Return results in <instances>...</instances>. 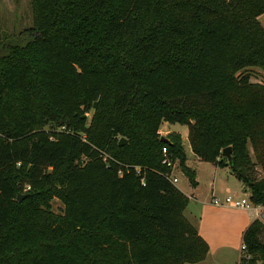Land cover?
Segmentation results:
<instances>
[{"label":"trees","instance_id":"1","mask_svg":"<svg viewBox=\"0 0 264 264\" xmlns=\"http://www.w3.org/2000/svg\"><path fill=\"white\" fill-rule=\"evenodd\" d=\"M31 4L35 36L0 55V264L203 262L162 149L192 188L196 172L159 129L186 126L192 154L264 206V80L245 72L264 70V0ZM263 233L247 228L241 264L264 263Z\"/></svg>","mask_w":264,"mask_h":264},{"label":"rangeland","instance_id":"2","mask_svg":"<svg viewBox=\"0 0 264 264\" xmlns=\"http://www.w3.org/2000/svg\"><path fill=\"white\" fill-rule=\"evenodd\" d=\"M261 26L264 28V15L257 18ZM33 25V14L31 0H0V55L5 54L7 47L11 44H24L35 36L32 32ZM245 72L251 74V82L254 84H260L264 80V70L259 68L247 69ZM251 72V73H250ZM88 120L91 117V113L88 114ZM169 130L171 133H175L181 136L182 144L187 155V164L191 169L196 171V182L198 183V191L207 193L211 188L213 182L212 175V164L200 162L190 152V147L187 139V127L179 124L162 123L159 132H165ZM248 150L251 161L254 165L253 176L256 179H260L263 176V170L256 163L254 154L251 149V145L248 144ZM172 172H176L175 176L178 177L179 183L176 184L182 191L190 194L189 182L186 177L180 173L179 167L176 161ZM221 177L219 176L214 187L216 188V196L221 197L226 188L230 187L232 190L228 193L235 200L241 198L247 199L249 195L248 190L245 186L239 182L230 172L228 168H223ZM191 187V186H190ZM23 197V196H22ZM190 200L191 196L189 197ZM224 198V197H223ZM221 200V199H218ZM51 211L54 214L61 215L63 211V205L56 199L52 198L49 202ZM191 208L196 212V205L191 203ZM198 211V209H197ZM264 214V212H263ZM261 221V220H260ZM264 224V221H261ZM241 241V238H240ZM235 249H224L217 256H213V262L215 264H237L240 256V242ZM261 242L264 245V233L261 237ZM211 263L209 260L205 264ZM255 264H264L261 261H257Z\"/></svg>","mask_w":264,"mask_h":264},{"label":"crops","instance_id":"3","mask_svg":"<svg viewBox=\"0 0 264 264\" xmlns=\"http://www.w3.org/2000/svg\"><path fill=\"white\" fill-rule=\"evenodd\" d=\"M170 133L171 132L169 130L162 133L159 132L162 137H165ZM195 158L200 161L196 156ZM186 159L188 160L187 155ZM187 160L186 166L190 168L187 164ZM211 168L213 182L211 183V188L207 193L198 191V186L195 188L190 187V184V194L185 193L178 186H176V184L179 183V179L175 176L176 172L173 173V177L177 180L174 184L175 187L189 200L188 206L184 211V216L196 228L199 236L208 245V254L205 260L199 264H205L208 260L211 262L209 264H215V262H213V256H217V254L223 252L224 249L237 248L240 238V245L242 244L243 235L247 228L253 221L258 220L254 211L235 209L226 205H213V199H221L220 201H222L228 196V193H230L232 189L228 187L223 193H221V197L216 196V188L214 187V184L217 182L218 177H221L223 168L216 167L213 164ZM178 173L183 175L180 169ZM190 196L192 200H190ZM247 199H249V195L247 196ZM192 202L196 205L195 213H193L195 210L191 208Z\"/></svg>","mask_w":264,"mask_h":264},{"label":"built area","instance_id":"4","mask_svg":"<svg viewBox=\"0 0 264 264\" xmlns=\"http://www.w3.org/2000/svg\"><path fill=\"white\" fill-rule=\"evenodd\" d=\"M162 154H163V161L162 164L170 169L169 175L167 176L169 181L172 184H175L177 182L176 178L173 177V172L172 169L174 167V162L172 159L168 158L167 156V151L166 148L162 149ZM213 205L216 206H221V205H226L235 209H242V210H246V211H254L257 215V219L260 221H264V206L260 205V206H254L250 203L249 199H245V198H241L239 200H235L234 198H232L231 196H227L225 197L222 201L218 200V199H213L212 200ZM245 252V246L243 244L240 245V256L238 259L237 264H241L240 261V257L241 255H243Z\"/></svg>","mask_w":264,"mask_h":264},{"label":"water","instance_id":"5","mask_svg":"<svg viewBox=\"0 0 264 264\" xmlns=\"http://www.w3.org/2000/svg\"><path fill=\"white\" fill-rule=\"evenodd\" d=\"M161 141L166 142L167 140L164 138H161ZM124 143H125L124 139H121L119 142L120 145L124 144ZM221 154H222V157L225 158L228 162L231 161V148L230 147L223 149ZM22 199H23V197H18L17 201L20 202Z\"/></svg>","mask_w":264,"mask_h":264}]
</instances>
